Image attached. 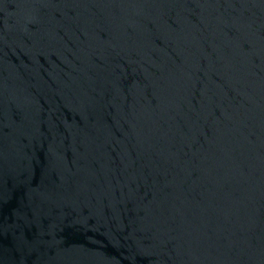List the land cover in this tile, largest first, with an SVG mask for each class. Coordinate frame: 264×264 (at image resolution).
Here are the masks:
<instances>
[{
    "label": "water",
    "instance_id": "water-1",
    "mask_svg": "<svg viewBox=\"0 0 264 264\" xmlns=\"http://www.w3.org/2000/svg\"><path fill=\"white\" fill-rule=\"evenodd\" d=\"M0 264H264V0H0Z\"/></svg>",
    "mask_w": 264,
    "mask_h": 264
}]
</instances>
